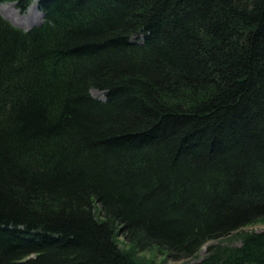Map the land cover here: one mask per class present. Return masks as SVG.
I'll list each match as a JSON object with an SVG mask.
<instances>
[{
  "label": "trees",
  "instance_id": "trees-1",
  "mask_svg": "<svg viewBox=\"0 0 264 264\" xmlns=\"http://www.w3.org/2000/svg\"><path fill=\"white\" fill-rule=\"evenodd\" d=\"M37 1L0 15V264L175 262L264 219V0ZM196 264H264V232Z\"/></svg>",
  "mask_w": 264,
  "mask_h": 264
},
{
  "label": "rangeland",
  "instance_id": "rangeland-1",
  "mask_svg": "<svg viewBox=\"0 0 264 264\" xmlns=\"http://www.w3.org/2000/svg\"><path fill=\"white\" fill-rule=\"evenodd\" d=\"M0 8H3L8 12L12 18L18 22L23 23V27L16 26L12 22L5 19L1 14V16L7 20L9 23H11L14 27L20 28L22 30L28 31L31 28L38 26L43 21V16H39V8H38V1L37 0H29V6L26 8L25 11L21 12L15 5V3L7 2V3H1ZM36 8L38 10H36ZM41 13V12H40ZM94 98L103 99V93L101 92H95L93 93ZM264 232V219L259 220L258 222H255L251 225H248L246 227L241 228L240 230L234 232L232 235L225 237L222 240H216L209 242L202 246L197 254L186 260H180V261H169L166 259V256L161 253L159 250L152 249V250H146V251H136L132 250V248L126 244L123 238L117 237L116 241L118 243L119 248L124 252H132L134 255V258L142 263V264H196L199 263L201 260H203L207 255V250L211 246H222V247H229V248H236L241 246V238L246 234H258Z\"/></svg>",
  "mask_w": 264,
  "mask_h": 264
},
{
  "label": "bare ground",
  "instance_id": "bare-ground-1",
  "mask_svg": "<svg viewBox=\"0 0 264 264\" xmlns=\"http://www.w3.org/2000/svg\"><path fill=\"white\" fill-rule=\"evenodd\" d=\"M36 10H38V9L36 8ZM0 14H1L5 19H7L8 21L12 22L14 25L23 27V26H22V25H23L22 22H20V21L16 22V21L12 18V16H10V15L8 14V12H6V10H4L3 8H0ZM39 16L42 17V16H43L42 13L39 12ZM93 93H95V91H91V95H92V96H94Z\"/></svg>",
  "mask_w": 264,
  "mask_h": 264
}]
</instances>
